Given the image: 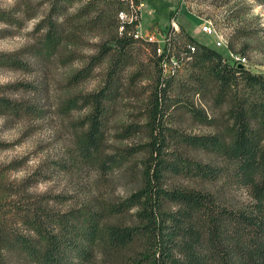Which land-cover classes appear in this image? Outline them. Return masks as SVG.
Returning a JSON list of instances; mask_svg holds the SVG:
<instances>
[{
	"label": "rangeland",
	"instance_id": "obj_1",
	"mask_svg": "<svg viewBox=\"0 0 264 264\" xmlns=\"http://www.w3.org/2000/svg\"><path fill=\"white\" fill-rule=\"evenodd\" d=\"M91 1H67L64 16L54 15L59 22L66 20L67 30L50 53L45 35L54 0H0V58H4L0 62V79L7 81L0 84V96L17 105L15 113L0 110V210L9 221L6 233L16 235L3 252L5 264H39L27 256L17 238L21 236L33 247L44 249L37 229L24 222L33 203L29 196L47 205L48 215L64 217L67 225L62 233L76 247H86L81 235L92 219L98 222L101 234L88 264H128L141 249V243L135 242L113 252L103 234L109 227L141 224L140 205L120 212L118 207L145 184L150 143L147 103L158 77L156 60L150 48L133 44L121 56L123 50L113 45L103 63L77 83L75 75L86 69L91 57L100 54L115 33L118 36V30L104 29L97 20V11L104 9L111 14L107 6L117 9L116 2L94 4L92 12L87 8ZM145 1L144 33H163L159 27H168L175 20L196 42L229 58L228 48H218L213 35L200 32L202 24L211 20L226 35H232V52L247 56L249 64L244 69L264 77V0H187L189 6L184 0ZM10 56L20 60L21 65L15 66L13 60L7 62ZM180 65L171 95L175 101L180 93L182 100L174 102L166 116L167 123L186 135H214L223 145H229L233 140V120L229 115L232 91L222 95L215 76L208 70H201L200 87L199 80L192 77L195 73L201 75L200 71L188 69L182 61ZM111 73L113 86L103 101L98 150L86 156L85 141L94 106L89 97L107 87ZM181 81L182 89L177 83ZM35 87L37 96L31 93ZM191 108L200 114L194 115ZM178 147L192 162L215 168L226 166L223 156L213 149L184 143ZM26 179L33 184L26 189V196L17 200L10 187H24ZM165 183L168 189L181 187L209 193L219 204L233 210L251 202L246 190L225 178L204 180L167 172Z\"/></svg>",
	"mask_w": 264,
	"mask_h": 264
},
{
	"label": "trees",
	"instance_id": "obj_2",
	"mask_svg": "<svg viewBox=\"0 0 264 264\" xmlns=\"http://www.w3.org/2000/svg\"><path fill=\"white\" fill-rule=\"evenodd\" d=\"M67 1L71 0H54L55 4L47 18L45 41L50 53L57 47L67 30L66 20L59 22V19L53 18L54 15L64 16ZM104 2L109 1H91L87 8L94 12V4L101 5ZM185 2L189 6L188 1ZM116 5L119 8L118 3ZM107 7L111 14L104 9L97 11L98 23L102 24L104 29L111 28L114 32L118 30V36L115 33V36L103 45L100 54L91 57L86 69L75 75L74 80L77 83L85 80L91 70L103 63L113 51V45L117 50H123L121 56H124V50L133 44L150 48L158 73L155 86L148 94L150 143L144 169L145 184L140 191L118 207L120 212L125 208L140 205L138 219L141 224L136 227H109L103 234L109 248L118 252L135 242H140V251L128 264H264V77L231 65L225 57L196 42L182 28L171 38L172 54L180 63L185 62L188 69L200 71L201 75L195 73L192 76L199 80L200 87H203L201 70H208L215 76L222 95L232 91L233 106L229 115L233 120V140L229 145H223L214 135L191 136L174 130L167 123L166 116L174 107V102L176 104L182 100L180 93L175 96V101L171 95V91L175 90L173 84L176 74L166 78L163 76L161 57L157 55L154 44L135 41L128 36L120 37L119 9ZM216 27L220 29L217 25ZM231 36L228 33L226 38L227 48L232 52ZM191 48L195 50L191 51ZM12 57H7V62L13 60L15 66H20L21 61ZM3 60L4 58H0V62ZM112 74L106 82L107 87L89 97L94 106L85 141L86 156L98 150V138L103 127V101L113 86ZM183 82H177L178 88L184 87ZM31 93L37 96L38 89L35 87ZM16 106L10 99L0 96L1 111L7 109L15 113ZM191 111L194 115L200 114L194 108H191ZM253 121L259 128L255 127ZM180 143L213 149L223 156L226 166L215 168L192 162L180 152ZM167 172L204 180L225 178L246 190L251 202L243 208L233 210L219 204L213 195L200 190L181 187L168 189L165 183ZM24 183V187H17L16 184L10 187L12 196L20 201L26 196V189L33 184L29 179ZM29 199L33 203L24 222L37 229L45 246L44 249H37L29 240L18 236L27 256L39 264H88L93 256V246L101 234L98 222L92 219L85 233L81 235L86 247H76L62 233L67 225L64 217L48 215L47 205L34 202L35 198L30 196ZM13 212L19 215L16 210ZM5 219L6 216L0 210V264H5L3 252L10 244L11 238L16 236L14 233H6L9 221Z\"/></svg>",
	"mask_w": 264,
	"mask_h": 264
},
{
	"label": "built area",
	"instance_id": "obj_3",
	"mask_svg": "<svg viewBox=\"0 0 264 264\" xmlns=\"http://www.w3.org/2000/svg\"><path fill=\"white\" fill-rule=\"evenodd\" d=\"M103 1V0H92ZM115 1L119 5L118 22H119V35L120 37L128 36L135 41H143L145 43L154 44L156 46V53L161 57V68L163 76H174L178 69L181 67L180 61L172 54L171 38L180 32V27L177 21L173 20L171 25L164 29L163 33H144L143 32V19L146 9L145 0H104ZM200 32L208 35H213L216 38V46L218 48H227L226 34L218 29L211 20H206ZM191 48V51H194ZM226 60L235 66H244L247 68L249 62L246 56L234 54L230 51V57Z\"/></svg>",
	"mask_w": 264,
	"mask_h": 264
},
{
	"label": "clouds",
	"instance_id": "obj_4",
	"mask_svg": "<svg viewBox=\"0 0 264 264\" xmlns=\"http://www.w3.org/2000/svg\"><path fill=\"white\" fill-rule=\"evenodd\" d=\"M7 81L4 79H0V84L6 83Z\"/></svg>",
	"mask_w": 264,
	"mask_h": 264
},
{
	"label": "crops",
	"instance_id": "obj_5",
	"mask_svg": "<svg viewBox=\"0 0 264 264\" xmlns=\"http://www.w3.org/2000/svg\"><path fill=\"white\" fill-rule=\"evenodd\" d=\"M184 4H185V0H184ZM169 25V24H168ZM167 26V25H166ZM166 26H162V27H159V28H163L165 29ZM183 27V26H182ZM184 28V27H183ZM143 32H144V29H143ZM146 34V33H145Z\"/></svg>",
	"mask_w": 264,
	"mask_h": 264
},
{
	"label": "water",
	"instance_id": "obj_6",
	"mask_svg": "<svg viewBox=\"0 0 264 264\" xmlns=\"http://www.w3.org/2000/svg\"><path fill=\"white\" fill-rule=\"evenodd\" d=\"M239 68H244V66H239Z\"/></svg>",
	"mask_w": 264,
	"mask_h": 264
}]
</instances>
